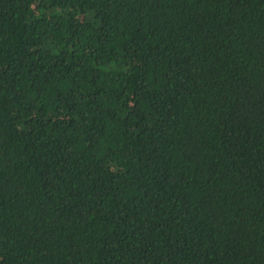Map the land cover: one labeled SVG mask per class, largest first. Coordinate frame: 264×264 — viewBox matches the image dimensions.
Here are the masks:
<instances>
[{"label": "trees", "instance_id": "16d2710c", "mask_svg": "<svg viewBox=\"0 0 264 264\" xmlns=\"http://www.w3.org/2000/svg\"><path fill=\"white\" fill-rule=\"evenodd\" d=\"M0 264H264V0H0Z\"/></svg>", "mask_w": 264, "mask_h": 264}]
</instances>
